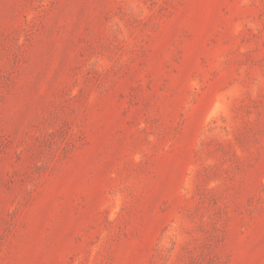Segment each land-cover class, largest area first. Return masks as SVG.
I'll list each match as a JSON object with an SVG mask.
<instances>
[{
  "label": "rangeland",
  "instance_id": "1",
  "mask_svg": "<svg viewBox=\"0 0 264 264\" xmlns=\"http://www.w3.org/2000/svg\"><path fill=\"white\" fill-rule=\"evenodd\" d=\"M0 264H264V0H0Z\"/></svg>",
  "mask_w": 264,
  "mask_h": 264
}]
</instances>
